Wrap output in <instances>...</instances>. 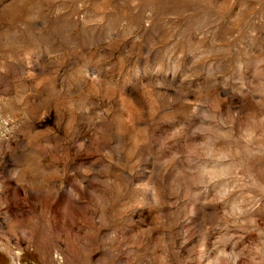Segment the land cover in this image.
Here are the masks:
<instances>
[{
	"label": "rangeland",
	"instance_id": "rangeland-1",
	"mask_svg": "<svg viewBox=\"0 0 264 264\" xmlns=\"http://www.w3.org/2000/svg\"><path fill=\"white\" fill-rule=\"evenodd\" d=\"M0 264H264V0H0Z\"/></svg>",
	"mask_w": 264,
	"mask_h": 264
}]
</instances>
